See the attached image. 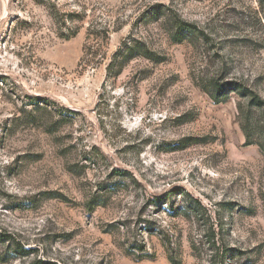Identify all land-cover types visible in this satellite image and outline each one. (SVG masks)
Segmentation results:
<instances>
[{"label":"rangeland","instance_id":"1","mask_svg":"<svg viewBox=\"0 0 264 264\" xmlns=\"http://www.w3.org/2000/svg\"><path fill=\"white\" fill-rule=\"evenodd\" d=\"M0 235V264H264V0H0Z\"/></svg>","mask_w":264,"mask_h":264},{"label":"trees","instance_id":"2","mask_svg":"<svg viewBox=\"0 0 264 264\" xmlns=\"http://www.w3.org/2000/svg\"><path fill=\"white\" fill-rule=\"evenodd\" d=\"M182 29H179V31H181ZM179 31H177L176 35L179 33ZM185 31V30H182ZM175 37V36H174ZM181 35L180 36H176L175 39L176 41L181 40ZM241 88V86H239L238 84L234 83V82H224V83H219V82H214L212 84V89L210 92L211 97H215L216 99H218V97L222 96L225 92L227 91H231V90H237ZM240 93H245V90H239ZM253 101H257L259 103L258 100H256L255 98L253 99ZM195 209H200L199 206H196ZM199 211V210H198ZM1 237V235H0Z\"/></svg>","mask_w":264,"mask_h":264}]
</instances>
